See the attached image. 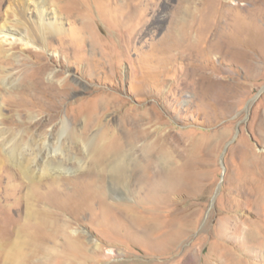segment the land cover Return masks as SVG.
Listing matches in <instances>:
<instances>
[{
	"label": "rangeland",
	"instance_id": "obj_1",
	"mask_svg": "<svg viewBox=\"0 0 264 264\" xmlns=\"http://www.w3.org/2000/svg\"><path fill=\"white\" fill-rule=\"evenodd\" d=\"M54 1L61 32L26 49L13 36L3 41L14 54L3 73L16 79L10 95L0 89L4 139H20L35 169L36 152L55 147L65 127L98 137L148 135L190 167L187 187L170 192L106 186V207L97 196L78 202L76 190L90 194V182L74 172L57 178L56 189L34 188L33 207L65 229L44 239L54 254L37 264H264V195L248 194L241 180L248 163L264 168V0H221L214 11L220 32L207 38L181 33L180 0ZM11 2H19L18 15L35 7ZM60 144L57 160L74 169L70 159L84 158L82 146L66 138ZM13 170L15 184L28 181ZM20 209L12 221L22 218ZM70 237L84 243V254L67 249ZM26 250L17 242L8 264H30Z\"/></svg>",
	"mask_w": 264,
	"mask_h": 264
},
{
	"label": "bare ground",
	"instance_id": "obj_2",
	"mask_svg": "<svg viewBox=\"0 0 264 264\" xmlns=\"http://www.w3.org/2000/svg\"><path fill=\"white\" fill-rule=\"evenodd\" d=\"M11 1L0 0V89L1 85L5 86L9 95L15 89L16 79L13 78L10 71L3 73L5 66L11 63L14 55L5 50L3 41L10 39L7 36H13L16 38L15 40L22 42V46L25 48L31 40L43 42L49 35L61 32V19L55 12L56 7L49 8V3L54 4V0H28L35 7L32 11L26 9L25 15L21 11V15H18L17 10H21L20 5H17L19 2L13 8L14 2ZM180 1L184 3H180L178 6L182 10L181 16L177 20L182 25L181 33H184L188 38L203 37L202 35L207 38L220 32H218L220 27L217 28L220 14L218 15L214 11L217 7L222 6L221 0ZM200 6L203 9L199 11ZM73 8L78 9L77 7ZM197 10L200 14L191 18L193 12ZM209 11H211L210 14H208ZM28 13L33 14L34 17L30 15L26 18ZM12 16H16V18L12 20ZM196 25L198 28L195 29ZM25 30L31 33L27 35L24 33ZM195 32L196 34H194ZM2 116L0 106V120ZM13 116L9 119H13ZM6 132L0 128V171L5 169L8 175V180L1 182L0 173V264H8L11 255L16 254L17 251L14 252V249L17 242H22V245L27 248L26 253L21 252V254L24 259L28 255L31 256V261H28L30 264L42 263L53 256L54 253L43 241L44 239L47 241L56 240L65 232V229L63 225L59 224L58 219L52 217L49 212H40L34 208L30 199L34 188L56 189L61 184L57 178L63 174L74 172L75 178L90 182V194L84 190H76L80 197L79 203L84 204L91 198L95 200L93 197L97 196L103 207H106L103 201L106 186H110L116 193L127 192L128 188L130 191L132 186L136 187V190L141 188L150 191L152 188H156V191L170 192L182 186L187 187L186 183L189 180L190 164L186 162L177 164V155L170 150L159 149L148 143V135L117 133L109 135V137L104 134L98 137V135L79 134L73 131L68 133L65 127L57 133L55 147H49L43 153L41 150L36 152L35 158H39L40 163L33 169L27 163V153L22 148L20 139L13 135L4 139ZM64 136L68 140L79 143L84 151V158L72 157L70 159V161L74 159V169L63 166L57 160L59 154L63 155L60 141L65 140ZM141 140L143 143L136 146ZM4 146L6 148L3 151ZM65 158L67 159V157ZM246 158L249 159V156ZM257 166L255 167L253 162L248 163L246 165L247 178L241 180L246 185L248 194L257 192L264 195V168ZM13 167H16L28 181L23 184H15L11 177V171H14ZM35 170L38 172L35 173ZM37 178L38 180L34 184L33 180ZM42 178L44 181H41ZM46 178H52V180H46ZM116 188L121 189L116 190ZM18 205L21 208L22 218L19 221H12L10 214ZM125 211L131 214L132 222L138 219L137 215L132 214L135 211L133 208H126ZM236 231L240 233L239 227L236 228ZM36 233L41 235L36 238ZM66 245L67 249L74 254H84V243L79 238H68ZM39 253L40 256H38ZM65 258L68 257L65 256Z\"/></svg>",
	"mask_w": 264,
	"mask_h": 264
}]
</instances>
